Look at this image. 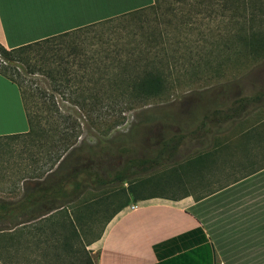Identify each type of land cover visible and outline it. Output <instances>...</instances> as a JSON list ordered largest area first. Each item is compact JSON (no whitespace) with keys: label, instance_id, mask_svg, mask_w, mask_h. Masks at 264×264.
Here are the masks:
<instances>
[{"label":"crops","instance_id":"obj_1","mask_svg":"<svg viewBox=\"0 0 264 264\" xmlns=\"http://www.w3.org/2000/svg\"><path fill=\"white\" fill-rule=\"evenodd\" d=\"M152 2L40 0L23 8L17 0H0V43L17 47ZM28 129L18 86L0 74V135ZM255 162L244 171L224 161L213 180L205 176L206 189L131 201L128 195L114 207L100 196L70 201L69 182L47 183L52 195L30 201L44 214L0 217L7 225L0 227V264H264V156ZM64 173L57 170L47 180ZM224 178L230 180L219 183Z\"/></svg>","mask_w":264,"mask_h":264},{"label":"rangeland","instance_id":"obj_2","mask_svg":"<svg viewBox=\"0 0 264 264\" xmlns=\"http://www.w3.org/2000/svg\"><path fill=\"white\" fill-rule=\"evenodd\" d=\"M245 1L246 3L243 0L160 1L162 7L159 16L162 23L159 27L166 26V18L172 19L174 23L166 26L167 32H164L163 38L165 44L177 46L179 42L180 50L182 46H191L195 50L193 53H198L202 48H211V59H175L176 67L174 74L171 75L174 88L162 98L124 109L120 114L118 109L114 113L110 112L123 118L120 124L109 130L108 134L99 133L104 130L105 124L98 126L91 125L86 120L79 121L80 125L72 130L76 133V145L108 143L113 147L112 152L102 153L96 160L101 176L110 180L114 173L121 171L125 165L129 167L127 171H130V158H153L160 142L170 138L174 133L184 135L174 156L177 163H165L162 160L154 168L140 174L139 176L147 179L142 189L145 194L179 196L186 189H206L208 181L213 180L217 169L224 161L231 160L234 168L246 167L245 171L253 168L255 161L264 156V34L255 45L256 51L252 50L251 45H241L229 36L239 30L242 32L262 30L257 21L259 14L257 0ZM169 9L171 14H176L175 18L171 16ZM196 10H199L198 14L193 15L188 22L187 15ZM127 21L113 20L103 27L92 28L94 32L88 35H101L102 40L108 43H97L90 49L111 51L114 45L120 47L133 45L135 43L133 33L139 31L137 33L139 35L141 31L137 25L130 27V20ZM183 23H187V26ZM148 31H152V28ZM88 49V54L93 52ZM180 53L176 52V55ZM14 64L18 66L17 74L14 73V76L22 79V87L27 94V105L34 113L43 116L45 113L42 111L47 107L57 106L65 113L75 114L76 107L62 99L60 92L56 91L44 75L39 72H28L29 69L24 64ZM226 106L234 108L237 117L235 124L228 123L224 131H231L232 126L236 128L241 123L243 125L255 123L258 124V135L251 144L250 157H245L239 146L229 148L218 155L213 163L207 165L206 179L208 176L209 180L206 182L205 179L202 183L196 174L180 171V168L185 167V159L194 155L200 147L198 140L193 139L190 133L207 109L213 107L223 109ZM42 122L41 120L40 124ZM57 128L60 126L51 128L54 129L52 132L55 139L58 138ZM36 138L34 145L28 146V143L23 142L25 139L0 140V202L15 201L21 197L25 191L22 176L29 177V180L25 181L28 187L36 181L30 177L38 173V167L42 166L45 159L43 155L48 145L52 144L49 137ZM24 147L28 149L24 151ZM76 162L87 166L91 161L86 156L82 157L80 153ZM226 180L230 179L224 178L219 183ZM129 182L130 174L125 181L112 180L94 192L102 200H110L112 202L110 207H114L117 202L130 196V192L126 190ZM4 226L7 225L0 223L1 228Z\"/></svg>","mask_w":264,"mask_h":264},{"label":"trees","instance_id":"obj_3","mask_svg":"<svg viewBox=\"0 0 264 264\" xmlns=\"http://www.w3.org/2000/svg\"><path fill=\"white\" fill-rule=\"evenodd\" d=\"M160 1L153 0L149 5L17 47L6 48L0 43V74L18 86L29 127L24 133L0 135V140L25 139L23 142L28 143V146L34 145L36 137L52 139V144L48 145L43 155L45 159L42 161V166L38 167V173L32 176L40 180L35 182V186L28 187L25 181L29 177L22 176L25 191L17 202H0V217L27 219L44 214V208H31L30 201L46 199L48 194L53 193L52 191L47 192L49 186L68 182L71 188L69 192H65V196L70 201H96L98 194L94 191L101 185L108 184L112 180L125 181L129 174L130 187H126V190L129 189L130 201L159 194H145L142 189L147 179L139 175L154 168L162 160L165 163H175L177 160L174 156L180 145V139L184 135L174 133L170 138L162 140L156 155L151 159L130 158V171H127L129 167L125 165L121 171L114 173L112 179L108 180L100 175L96 160L100 154L113 151L111 144L76 145V133L72 130L80 125L79 121L86 120L91 125L105 124L104 130L99 133L108 134L110 129L122 122L121 115L119 118L111 114L116 109L120 111V114L124 109L162 98L174 88L171 75L175 71L177 62L175 59H211V48H202L200 51L197 50L198 53H193L195 50L191 46H182L180 50L179 42L177 46L165 44L163 38L164 32H167L166 26L174 23L172 19L166 18V26L159 27L162 23L159 16V10L162 7ZM243 1L246 3L245 0ZM257 4V9H259L257 21L262 30L250 32L239 30L229 35L241 45H251L254 51H256L255 45L259 43L258 41L264 34V0H257ZM198 12L199 10L194 13L189 12L187 21L189 22ZM171 16L175 18L176 14L173 13ZM127 19L130 20H128L130 27L137 25L136 27L141 31L139 35L137 34L139 31L133 33L135 38L133 45L129 47L114 45L111 51L90 49L97 43H108L102 40L101 35H88L94 32L92 28L103 27L113 20L126 22ZM184 25L187 26V23ZM150 28L152 31H148ZM87 49L93 52L88 54ZM176 52L180 53L181 58H179L180 55H176ZM14 63L24 64L30 73L39 72L44 75L56 91L60 92L61 98L76 107L75 114L65 113L57 106L47 107L42 111L45 113L43 116L34 113L27 105V94L22 87V79L14 76L18 67ZM78 84L80 85L76 86ZM236 117L235 109L231 106L223 109L218 107L207 109L190 133L193 139L198 140L200 147L194 155L185 159V167L180 168V171L196 174L199 180H203L206 176L207 165L210 162L213 163L221 153L236 146H239L245 155L250 157L251 144L258 135V124L243 125L241 123L239 127L232 126L231 131H224L228 123L235 124ZM41 120L43 122L40 124ZM58 126H60L56 131L58 138L55 139L52 131ZM51 128L54 129L51 130ZM27 149L24 147L23 150ZM80 153L82 157L86 156L91 161L89 165L85 166L83 163L76 162ZM191 168L193 170H188ZM53 169V173L61 169H65V173L55 180L48 181L47 178L53 174H49V171ZM205 195L206 193L197 196L196 199Z\"/></svg>","mask_w":264,"mask_h":264},{"label":"snow or ice","instance_id":"obj_4","mask_svg":"<svg viewBox=\"0 0 264 264\" xmlns=\"http://www.w3.org/2000/svg\"><path fill=\"white\" fill-rule=\"evenodd\" d=\"M17 2L23 8L36 7V6H39L40 4V0H17Z\"/></svg>","mask_w":264,"mask_h":264}]
</instances>
